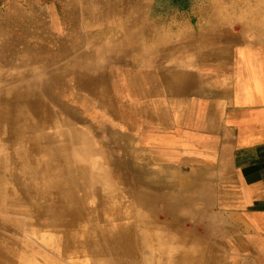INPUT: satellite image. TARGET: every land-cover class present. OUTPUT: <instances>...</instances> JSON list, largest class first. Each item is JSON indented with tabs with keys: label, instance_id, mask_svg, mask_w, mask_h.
<instances>
[{
	"label": "rangeland",
	"instance_id": "374dc122",
	"mask_svg": "<svg viewBox=\"0 0 264 264\" xmlns=\"http://www.w3.org/2000/svg\"><path fill=\"white\" fill-rule=\"evenodd\" d=\"M139 2L0 0V264L156 262L167 232L150 219L173 217L130 136L173 73L146 66L158 41L140 39Z\"/></svg>",
	"mask_w": 264,
	"mask_h": 264
},
{
	"label": "crops",
	"instance_id": "0c3cea01",
	"mask_svg": "<svg viewBox=\"0 0 264 264\" xmlns=\"http://www.w3.org/2000/svg\"><path fill=\"white\" fill-rule=\"evenodd\" d=\"M135 7L147 25L140 39L158 41L146 66L151 56V70L173 73L167 106L142 110L130 136L146 170L144 192L173 217L150 219L167 232L156 242V262L264 264V0H140ZM154 8L175 14L153 16Z\"/></svg>",
	"mask_w": 264,
	"mask_h": 264
},
{
	"label": "bare ground",
	"instance_id": "6f19581e",
	"mask_svg": "<svg viewBox=\"0 0 264 264\" xmlns=\"http://www.w3.org/2000/svg\"><path fill=\"white\" fill-rule=\"evenodd\" d=\"M142 222V221H141ZM125 230V229H124ZM115 231V230H114ZM127 231H129V230H126V232ZM125 232V231H124ZM123 234V233H122ZM124 235V234H123ZM139 245V244H138ZM117 246V247H116ZM114 248V254H115V256H117L118 258H119V255H122L123 254V252H122V249H120V247L118 246V245H116ZM137 246V245H136ZM140 247V246H139ZM127 249V248H126ZM135 249V248H134ZM117 250V251H116ZM117 252L119 253V254H117ZM151 256V255H150ZM97 257V256H96ZM126 257V256H125ZM92 258V257H91ZM129 258V257H128ZM119 260H122V259H119ZM156 260V259H155ZM157 261H159V260H157ZM162 261V260H161ZM122 263V262H121ZM147 263L148 264H154V263H157V262H153V261H151V260H149L148 259V261H147ZM100 264V263H99ZM159 264V263H158Z\"/></svg>",
	"mask_w": 264,
	"mask_h": 264
}]
</instances>
